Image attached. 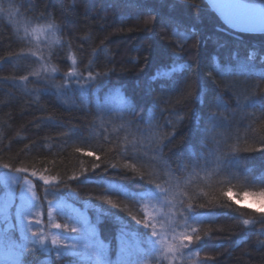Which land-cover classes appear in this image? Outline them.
<instances>
[{
	"label": "trees",
	"instance_id": "1",
	"mask_svg": "<svg viewBox=\"0 0 264 264\" xmlns=\"http://www.w3.org/2000/svg\"><path fill=\"white\" fill-rule=\"evenodd\" d=\"M42 24L56 31L47 45L30 37ZM109 69L89 82L67 77ZM119 90L122 110L109 98ZM262 115L264 33L227 27L205 0H0V170L28 168L18 173L43 209L85 210L108 264H170L151 229L133 219L152 199L168 204L171 243L202 237L176 264H264V207L236 196L264 187V151H252L264 139ZM133 163L135 172L125 169ZM39 175L61 181L45 185ZM154 183L169 189L167 200ZM229 186L231 206L221 196ZM6 236L0 264H95L62 242L42 245L14 227Z\"/></svg>",
	"mask_w": 264,
	"mask_h": 264
},
{
	"label": "rangeland",
	"instance_id": "2",
	"mask_svg": "<svg viewBox=\"0 0 264 264\" xmlns=\"http://www.w3.org/2000/svg\"><path fill=\"white\" fill-rule=\"evenodd\" d=\"M42 24L38 26H46ZM56 31L54 28L46 29L42 33L32 34L30 37L39 45H47L52 43L56 38ZM181 66V64L179 65ZM39 69H44L45 65L42 61H38ZM169 69H164L167 71ZM123 94L121 90H119ZM117 102H120L119 97H115ZM33 183L30 178L23 176L18 172H11L7 170H0V242L11 241L6 236L7 230L10 228H17L22 233V237L26 238L27 234L34 239H37L42 245H49L52 239H57L73 250L81 249L83 252L87 251L95 257V264H108L106 251L103 241L100 239L97 229L88 224V217L85 210L79 207L67 205L63 202L49 203L43 209V205L38 201ZM32 189V191H29ZM34 193V194H33ZM156 198L159 199L158 196ZM243 202L255 207H264V197L244 195ZM167 203H162L160 200H144L143 208L150 216H154L153 223L156 228L161 230V225H164L161 230L162 245H158L157 252L160 253L162 247L172 244L169 236H171V226L173 221L170 217V212L167 209ZM68 208V213L62 214V218H56L54 215L57 209ZM47 212V218L44 220V212ZM51 213V215H49ZM58 217V216H57ZM60 217V216H59ZM39 220V225L29 223V221ZM61 221V222H60ZM2 223V224H1ZM56 224L62 227L57 229ZM67 225V228H63ZM75 229V231H72ZM33 231L39 233V236H33ZM43 237V242L41 238ZM14 243L20 246V243L15 239ZM26 243V240H23ZM51 245H53L51 243ZM14 252L13 248L10 249ZM121 255L125 256L124 253ZM137 264V263H134ZM143 264V263H140Z\"/></svg>",
	"mask_w": 264,
	"mask_h": 264
},
{
	"label": "snow or ice",
	"instance_id": "3",
	"mask_svg": "<svg viewBox=\"0 0 264 264\" xmlns=\"http://www.w3.org/2000/svg\"><path fill=\"white\" fill-rule=\"evenodd\" d=\"M220 7L224 10V9H228L229 11L227 13H229V15L231 17H233L237 22H239L240 24L244 25V26H251L253 27L254 25H259L260 27H264V5H255V4H250V3H243V2H239V0H237V2H234V3H228V4H223V5H220ZM16 11H19V7L16 8L12 15L14 16L15 15V12ZM15 23V21H13ZM151 21H145V23H150ZM54 25L52 24H49V25H46V26H38L36 28H33L32 29V34H38V33H42L44 32L46 29H51L53 28ZM25 32L27 33L28 32V29L25 28ZM57 43H59V41H56ZM197 47L196 43H194L192 45V48L195 49ZM36 54L35 53H31V56H35ZM55 53H53V57H55ZM24 59H27L28 57L27 56H24L23 57ZM146 59V57H145ZM35 62H38V61H33V63ZM53 71H56L55 69H53ZM112 69H109L108 71H101V72H97L95 75H93V71H88V75L87 77L85 78L83 73H80L79 75L77 73H74V72H69L67 74V77H73V76H78L80 77L79 80L76 81V83H81L82 80H86V82H89V81H93L95 80L97 77L99 76H103V75H106L108 72H111ZM171 70H167L165 71L164 73H158L157 75L158 76H167L169 73H170ZM35 75H39V73H35ZM21 79H28V77H21ZM68 83H71L70 80H68ZM111 97H119L120 98V104H121V110L123 108L124 105L127 104V101L125 100L123 94L119 91H115L109 98ZM245 99H247V97H245ZM261 119H264V115L261 116ZM174 135V133L172 134ZM171 135V136H172ZM169 136V137H171ZM167 137V138H169ZM257 143L260 144L261 146L257 149H252V151H264V139H258L257 140ZM161 144H158L156 146V148L154 149V151L156 149L159 148ZM77 151H83V149H77ZM85 155L87 156H95L96 160H100V156L96 155V153L94 152H91V151H87L84 153ZM4 167L6 168H11L12 167V164L10 163H4L3 164ZM96 168L97 167H100L99 164H97L95 166ZM111 168H116L117 169V165L116 164H112L111 165ZM131 168V170L133 172L136 171V164H130V165H125V169H129ZM17 172H25L28 174V168H16L15 169ZM31 176L33 177H37V173L35 171H33L31 173ZM141 178H146L144 175H139ZM78 177H71V179H76ZM38 179L41 180L45 185H49V184H57L59 183L61 180L58 179L57 177H47L45 175H39L38 176ZM150 182H152L151 180H149ZM153 183V182H152ZM155 186L162 192V193H165V200H167V193L169 191V189H166L164 188L160 183H154ZM34 187V186H33ZM29 191H32V189H29ZM234 189L232 186H229L227 187L225 190H223L221 192V196L224 198V199H227L228 202H229V206H231L232 204V201L231 199L229 198L228 194L230 192H233ZM34 194V193H33ZM243 195H251V196H259V197H264V187H261L259 190L257 191H245L243 193L241 192H236V196L240 199H242ZM104 199L107 200L108 203L110 204H114L115 202L108 198V197H104ZM189 207H191V205H189ZM201 207H203V205H201ZM142 218H137L135 215H133V219H136L137 220V223H141L143 224L146 228H149L151 229V235L153 237L156 238V241H157V244L158 245H162L163 244V241L161 239V235H162V232L161 230H163L164 228V225H161V230H158L156 228V224L153 223V221L155 220V217L154 216H150L146 211H142ZM256 211V210H255ZM261 217H264V212H259ZM131 214V213H130ZM49 215H51V213H49ZM29 223H35L37 225H39L40 221L39 220H35V221H29ZM244 225H248L250 223L249 220H244L243 221ZM55 227L57 229H60L62 226L60 224H56ZM63 228H67V225H63ZM72 231H75V229H72ZM191 231L193 233L196 232V229L195 228H192ZM33 236H39V233L36 232V231H33L32 233ZM41 238V242H43V237H40ZM196 240V241H199L202 239V237L196 235V236H193V235H188V234H184L180 237H173V243L170 244V245H167L166 247H162L160 249V253L161 255L167 259L168 257H172V260L170 262V264H176V261H175V257L177 255L180 254V250L182 248H187L189 247V245L193 242V240ZM51 243L53 245H57V244H60V241L57 240V239H52ZM7 246V244H6Z\"/></svg>",
	"mask_w": 264,
	"mask_h": 264
},
{
	"label": "water",
	"instance_id": "4",
	"mask_svg": "<svg viewBox=\"0 0 264 264\" xmlns=\"http://www.w3.org/2000/svg\"><path fill=\"white\" fill-rule=\"evenodd\" d=\"M208 6L216 13V15L220 18V20L229 28L240 31V32H247V33H264V27H260L258 24L251 26H244L237 22L233 17L227 13L228 9H222L220 5L234 3L237 0H205ZM239 2L243 3H250L244 0H239ZM255 4V3H250ZM255 5H264L263 4H255Z\"/></svg>",
	"mask_w": 264,
	"mask_h": 264
}]
</instances>
